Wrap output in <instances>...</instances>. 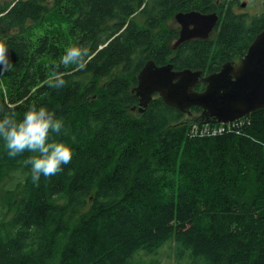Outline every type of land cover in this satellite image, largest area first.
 Masks as SVG:
<instances>
[{"label": "trees", "instance_id": "1", "mask_svg": "<svg viewBox=\"0 0 264 264\" xmlns=\"http://www.w3.org/2000/svg\"><path fill=\"white\" fill-rule=\"evenodd\" d=\"M233 4L0 1V40L12 64L0 73V117L14 110L22 119L31 105L45 107L63 121L50 142L73 152L62 171L34 184L24 163L34 154L10 159L0 149V174L17 159L28 170L11 192L20 196L9 198L11 219L0 226V264H264V108L203 137L190 130L204 119L200 107L183 113L156 94L144 111L132 109L139 99L131 89L148 60L218 71L246 54L264 29V5L246 15ZM192 9L219 11L215 38L175 49L178 33L165 24ZM54 10L67 26L34 34L31 23ZM72 44L91 53L82 71L59 64ZM54 71L71 73L59 89L46 84Z\"/></svg>", "mask_w": 264, "mask_h": 264}, {"label": "water", "instance_id": "2", "mask_svg": "<svg viewBox=\"0 0 264 264\" xmlns=\"http://www.w3.org/2000/svg\"><path fill=\"white\" fill-rule=\"evenodd\" d=\"M241 6L245 7L246 2H242ZM218 19V13L177 12L175 20L183 27L174 47L191 38H207L208 31ZM188 20L194 24L191 30L184 24ZM226 70L227 77L221 78ZM200 81L206 86L204 90L196 91L194 86ZM156 82L159 84L154 86ZM131 91L139 99L138 105L132 109L139 112L144 111L159 94L166 104L184 113H189L193 106L202 108L204 119L195 120L200 124L239 120L264 108V29L257 34L239 63L227 61L219 71L206 77H202L201 70H176L172 63L158 65L148 60L139 71L137 85Z\"/></svg>", "mask_w": 264, "mask_h": 264}, {"label": "clouds", "instance_id": "3", "mask_svg": "<svg viewBox=\"0 0 264 264\" xmlns=\"http://www.w3.org/2000/svg\"><path fill=\"white\" fill-rule=\"evenodd\" d=\"M92 56L87 46L72 44L66 48L59 64L65 68L74 66L73 71H82L87 67ZM0 73L10 71L11 61L8 57V46L4 40H0ZM59 67V65H58ZM71 73L54 71L50 74L46 84L55 89L63 87L67 81L65 75ZM2 111V109H0ZM62 119L55 118L53 112L45 107L31 105L24 112L22 119H17L14 110L0 117V138L5 142V148L10 158L24 153H33L26 165L31 166V178L34 184H38L41 175L51 177L62 171V166L71 163L72 148L69 144L49 140V133L61 132Z\"/></svg>", "mask_w": 264, "mask_h": 264}, {"label": "rangeland", "instance_id": "4", "mask_svg": "<svg viewBox=\"0 0 264 264\" xmlns=\"http://www.w3.org/2000/svg\"><path fill=\"white\" fill-rule=\"evenodd\" d=\"M0 1L2 2L5 0H0ZM228 1H232V0H228ZM233 1H234L233 9L236 13H239V14L255 15V14L261 13L263 10L264 0H233ZM244 1L246 2V6L242 7L241 3ZM135 18L137 21H140V22L143 21V17L141 16V14H138V15L136 14ZM63 19L64 17L60 13V11L58 12L54 10L50 12L47 15V17H45L44 20L39 23V26H36V24L31 23V25L34 26V34L40 31L41 33L45 31H49L50 33L62 31L63 28L67 26V23H65ZM169 22H171V20ZM174 25L176 26L175 23ZM213 38H215V36H213ZM120 70L121 69H118L116 72L114 71V73H117ZM107 79H109V77ZM3 80H4L3 77L0 75V88L4 87ZM103 82L104 80H100V82L98 81V85L100 86L104 84ZM194 129H195V126L190 128V130H194ZM0 149H6L4 141L0 142ZM20 162L21 160L17 159L13 161L15 165H12V166L3 165L1 167V171H2V174H0V201H1L0 202V226L1 227H2L1 225L2 223L6 225L9 222L13 214V208H11V211H10L8 207L10 205L9 204L10 199L12 200L14 199L17 202L20 200V196H13L11 194V192L15 190L18 182L22 180V183H23L25 179V174L28 172V170L25 169V167L22 166ZM163 261L166 262L167 260L164 258Z\"/></svg>", "mask_w": 264, "mask_h": 264}, {"label": "flooded vegetation", "instance_id": "5", "mask_svg": "<svg viewBox=\"0 0 264 264\" xmlns=\"http://www.w3.org/2000/svg\"><path fill=\"white\" fill-rule=\"evenodd\" d=\"M220 0H216V2L218 3ZM245 2V1H244ZM234 6V5H233ZM193 10H195V11H199V12H201L202 14H212V13H218V15H219V19H218V21H217V23L216 24H214V26H213V28L211 29V31H208V36H207V38H210V37H212L213 38V36H215L216 35V33H217V31H216V28H217V26H218V23H219V21H220V13H219V11L217 12L216 10H210V11H206V12H203V11H201V10H197V9H192V10H189V11H193ZM234 10V9H233ZM189 11H177V12H189ZM176 12V13H177ZM175 13V14H176ZM175 14L172 16V18L170 19L171 20V22H169L170 20H167V22H166V24H165V26H167V28L168 29H172V30H174V31H176L177 33H178V37L173 41V47H174V45L176 44V41L179 39V37H180V33H181V29H182V27H183V25H182V23L181 22H179V21H176L175 20ZM174 23L176 24V26L174 25ZM184 24H185V26H186V28L188 29V30H191L192 28H194V24L190 21V20H188V21H184ZM192 39H206V38H199V37H196V38H191V39H189V40H192ZM187 41V40H186ZM185 42V41H184ZM175 48V47H174ZM176 49V48H175ZM177 51V50H176ZM241 58L242 57H239V58H237L236 60H230V61H234L235 63H239V61L241 60ZM223 65V64H222ZM222 65H221V67H222ZM185 69H187V68H185ZM221 69V68H220ZM219 69V70H220ZM198 70H201L202 71V77H206V76H208V75H210V74H212V73H214V72H217V71H215V70H211L209 67H206L205 69H198ZM218 70V71H219ZM205 86H206V84L204 83V82H202V81H200L199 83H197L195 86H194V89L196 90V91H202V90H204V88H205ZM194 108H196V106H193V107H191L190 108V110L188 111V112H190V113H199L200 111H198V112H193V109ZM202 111H203V109H202ZM182 112V111H181ZM184 113V112H183ZM186 113V112H185ZM187 114H189V113H187ZM212 124H214V123H212Z\"/></svg>", "mask_w": 264, "mask_h": 264}, {"label": "built area", "instance_id": "6", "mask_svg": "<svg viewBox=\"0 0 264 264\" xmlns=\"http://www.w3.org/2000/svg\"><path fill=\"white\" fill-rule=\"evenodd\" d=\"M245 117V116H244ZM244 117L239 120L231 121V122H218V123H207V124H195V129L192 130L194 133H198L202 137L205 135H217L224 133L226 130L231 129L232 125L235 124V127L238 123H241L244 120Z\"/></svg>", "mask_w": 264, "mask_h": 264}, {"label": "bare ground", "instance_id": "7", "mask_svg": "<svg viewBox=\"0 0 264 264\" xmlns=\"http://www.w3.org/2000/svg\"><path fill=\"white\" fill-rule=\"evenodd\" d=\"M227 70L226 71H224V73L221 75V78H226L227 77ZM226 75V76H225ZM165 77V76H164ZM236 80L237 81H239V78L237 79V77H236ZM162 82H163V77H162ZM159 84V82H156L155 84H154V86L156 85H158ZM144 88H146V86H144Z\"/></svg>", "mask_w": 264, "mask_h": 264}]
</instances>
